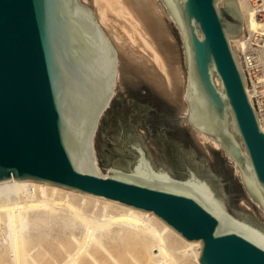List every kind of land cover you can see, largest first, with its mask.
Listing matches in <instances>:
<instances>
[{
	"label": "water",
	"instance_id": "obj_1",
	"mask_svg": "<svg viewBox=\"0 0 264 264\" xmlns=\"http://www.w3.org/2000/svg\"><path fill=\"white\" fill-rule=\"evenodd\" d=\"M162 1L184 38L185 117L220 142L264 209V130L230 41L243 32L237 0ZM116 72V50L80 0H0V183L150 210L201 241L202 264H264L263 218L234 167L130 70L114 97Z\"/></svg>",
	"mask_w": 264,
	"mask_h": 264
},
{
	"label": "bare ground",
	"instance_id": "obj_2",
	"mask_svg": "<svg viewBox=\"0 0 264 264\" xmlns=\"http://www.w3.org/2000/svg\"><path fill=\"white\" fill-rule=\"evenodd\" d=\"M90 2L94 6L97 23L116 50L115 86L121 71L118 58L123 56L124 61L142 74L144 82L174 106L185 110L183 120L189 123L185 117L189 109L186 100L188 73L185 78L158 2ZM237 3L243 19V32L237 38H230L233 41L231 46H236L235 54L245 73L248 95L257 108L264 130V113L256 106L254 99V92L259 91V86H249L240 53L246 54L248 48L247 31L254 36L264 35V19L258 18L257 6L248 5L246 0H237ZM246 58L248 62L252 59ZM215 81L220 86L217 76ZM187 127L205 143L209 141L222 149L214 136L190 124ZM235 165L247 186L241 170ZM97 168L100 170L98 161ZM262 210L264 213L263 207ZM53 224L62 226L61 236L66 235V230H69V236H64L53 246L50 264H202L199 259L201 241L184 238L150 210L33 180L0 183V264H43L38 256L48 253L44 254L47 250L44 242L49 244ZM77 228L81 229V236L76 234ZM110 244H114V247L110 248ZM36 249L37 255L33 252ZM6 255L9 258L4 261Z\"/></svg>",
	"mask_w": 264,
	"mask_h": 264
},
{
	"label": "rangeland",
	"instance_id": "obj_3",
	"mask_svg": "<svg viewBox=\"0 0 264 264\" xmlns=\"http://www.w3.org/2000/svg\"><path fill=\"white\" fill-rule=\"evenodd\" d=\"M156 1L160 5V10L162 11V13H161L162 18H163V20H165V22L168 26V29L170 30V33L172 35L169 40H170V42L174 43V45H175L172 47H173V49H176V53L178 55L179 63L182 67L183 72L185 73L183 75L185 76V78H187L188 67H187L186 57H185L184 39H183L181 30H180L179 26L177 25V23L175 22L174 18L169 14V11L166 7V4L162 0H156ZM80 2L83 5L89 7L93 11V13L95 12V10L93 8L94 6H93L92 2H90V0H80ZM246 3L248 5H251V6H257L258 18L261 20L264 19V6L262 5L263 0H246ZM246 36H247V39L249 41L248 48L246 50V54L242 51L240 52L241 53V60H243L244 64H245V60H246L245 67H246V71H247L248 78H249V86L251 88H254V86H253L254 84L259 86V91L254 92L255 93L254 99H255V103L259 104V108L261 109V112L264 113V55H263L264 35L261 34V35L254 36V34H250L249 31H247ZM166 44H169V43L166 42ZM246 57H252V59H250L248 62V60H247L248 58H246ZM118 59L121 61V64H120L121 69L120 70L128 69L143 80L142 74L140 72L139 73L136 72L130 66L129 62L124 61L123 56H121ZM120 84H121V74H120L119 81L116 84L114 97H118V95H119ZM110 107H112V105H110ZM177 108H179V107L177 106ZM180 126H189V123L185 122L182 118ZM97 135H98V131H97L96 137H97ZM96 137H95V148H96ZM205 144H207L211 149L219 150L220 155L222 157H224V159L228 162V165L230 167H234V174L237 176L238 181L241 183L242 188L244 190V193L246 194L248 199L257 207L260 214L262 215V218H263L262 224L264 225V213H263L262 207L249 194V192H247V189L245 190L246 187L244 185V181L241 178L240 173L236 169V165H235L234 161L226 154V152L223 149L213 146L209 141H206ZM96 152H97V150H96ZM97 160H98V164H99V169L101 171H103V169L99 163L98 155H97ZM103 173L107 174L108 170H106L105 172L103 171ZM62 229H63L62 226H59L57 224H53L51 226V229H50L51 240H50L49 244L44 242L45 246H47V250L45 251L44 254H46L47 252L48 253L46 255L38 256L39 260L42 261L43 264H47V263L50 264L49 261L52 259V250L54 248L53 246H56L58 241L61 240L64 236H67V237L69 236V230H66V235L61 236ZM75 232L78 236L82 235L80 228L75 229ZM109 247L113 248L114 244H110ZM33 252L37 255V249L34 250ZM8 258L9 257L6 255L3 257V260L6 261ZM30 264H33V263H30Z\"/></svg>",
	"mask_w": 264,
	"mask_h": 264
},
{
	"label": "built area",
	"instance_id": "obj_4",
	"mask_svg": "<svg viewBox=\"0 0 264 264\" xmlns=\"http://www.w3.org/2000/svg\"><path fill=\"white\" fill-rule=\"evenodd\" d=\"M245 64H246V60H245ZM256 106L259 108V104L256 103Z\"/></svg>",
	"mask_w": 264,
	"mask_h": 264
},
{
	"label": "flooded vegetation",
	"instance_id": "obj_5",
	"mask_svg": "<svg viewBox=\"0 0 264 264\" xmlns=\"http://www.w3.org/2000/svg\"><path fill=\"white\" fill-rule=\"evenodd\" d=\"M151 98L154 99V97H152V96H151ZM151 98H150V99H151ZM155 98H156V97H155ZM161 116H162V115H161Z\"/></svg>",
	"mask_w": 264,
	"mask_h": 264
}]
</instances>
